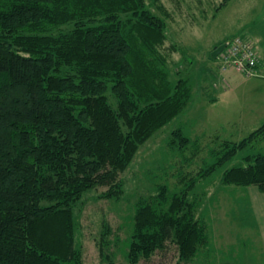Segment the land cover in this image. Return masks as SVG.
<instances>
[{
	"label": "trees",
	"instance_id": "trees-1",
	"mask_svg": "<svg viewBox=\"0 0 264 264\" xmlns=\"http://www.w3.org/2000/svg\"><path fill=\"white\" fill-rule=\"evenodd\" d=\"M147 1L0 0V264H84L76 205L100 188L98 199L118 201L121 176L140 147L188 106L191 87L183 79L172 84L165 70L166 22ZM263 139L264 125L238 143L223 142L216 163L177 179L182 191L160 184L138 199L127 263L149 260L167 244L178 264L195 260L209 235L189 193ZM190 144L181 130L171 133L170 146ZM221 184L264 193V154L224 171ZM100 232L98 255L114 264L104 220Z\"/></svg>",
	"mask_w": 264,
	"mask_h": 264
},
{
	"label": "rangeland",
	"instance_id": "rangeland-1",
	"mask_svg": "<svg viewBox=\"0 0 264 264\" xmlns=\"http://www.w3.org/2000/svg\"><path fill=\"white\" fill-rule=\"evenodd\" d=\"M157 0L147 8L166 22L165 70L172 84L186 80L192 89L191 100L178 117L159 130L140 147L129 168L122 174L123 196L101 200L104 189L86 193L75 207L76 241L81 246L84 264H102L97 243L101 223L113 231L109 252L114 264H128L132 216L138 199L156 193L157 185L170 194L185 188L178 178L208 169L218 161L214 153L223 142L238 143L264 125V71L246 78L235 70L222 72L220 60L212 59L213 46L240 37L264 46V0ZM69 27H64V30ZM231 38V39H230ZM175 47L176 52L167 48ZM260 51V50H259ZM261 62L264 66V54ZM246 80H249L246 82ZM181 130L190 140L187 149L169 145L171 133ZM264 154V139L255 142L201 179L189 193L199 201L197 216L208 226L209 242L197 258L179 264H264V250L257 234L244 188L221 184L224 171L244 165V158ZM182 184V185H181ZM137 264H178L172 244L149 260Z\"/></svg>",
	"mask_w": 264,
	"mask_h": 264
},
{
	"label": "built area",
	"instance_id": "built-area-1",
	"mask_svg": "<svg viewBox=\"0 0 264 264\" xmlns=\"http://www.w3.org/2000/svg\"><path fill=\"white\" fill-rule=\"evenodd\" d=\"M222 72L235 70L246 78L258 76L259 58L253 43L240 37L231 39L219 54Z\"/></svg>",
	"mask_w": 264,
	"mask_h": 264
},
{
	"label": "crops",
	"instance_id": "crops-1",
	"mask_svg": "<svg viewBox=\"0 0 264 264\" xmlns=\"http://www.w3.org/2000/svg\"><path fill=\"white\" fill-rule=\"evenodd\" d=\"M231 39V38H230ZM244 39V38H243ZM219 44V43H218ZM217 45V44H216ZM215 46V45H214ZM259 50L263 51L264 54V46L259 44ZM258 52L260 60L263 58V55ZM264 71V66L262 62H260L259 69H258V76H261V71ZM249 80H246L248 82ZM258 110V112H263L264 111V105L261 106H252ZM264 120V119H263ZM264 122V121H263ZM240 191V195L246 198L252 218L254 220L255 228L257 231V234L259 236V239L261 241L263 250H264V193H261L258 191L256 187H247L244 188V191L242 190H237Z\"/></svg>",
	"mask_w": 264,
	"mask_h": 264
},
{
	"label": "water",
	"instance_id": "water-1",
	"mask_svg": "<svg viewBox=\"0 0 264 264\" xmlns=\"http://www.w3.org/2000/svg\"><path fill=\"white\" fill-rule=\"evenodd\" d=\"M225 44L224 45H221V46H219L217 49H215L213 52H212V55H211V57L213 58V59H216L218 56H219V54L223 51V49L225 48Z\"/></svg>",
	"mask_w": 264,
	"mask_h": 264
}]
</instances>
